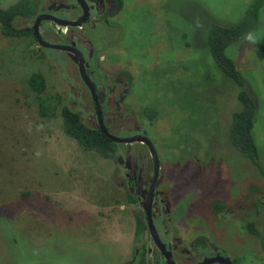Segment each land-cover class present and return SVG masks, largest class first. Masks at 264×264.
<instances>
[{
	"label": "rangeland",
	"instance_id": "obj_1",
	"mask_svg": "<svg viewBox=\"0 0 264 264\" xmlns=\"http://www.w3.org/2000/svg\"><path fill=\"white\" fill-rule=\"evenodd\" d=\"M16 1L0 0V7ZM248 1L122 0L114 25L98 23L95 33L83 26L94 48L87 65L96 70L103 91L113 71L129 74L133 85L129 93L118 88L123 101L117 111L112 101L105 104L122 124L109 131L121 137L141 131V108L157 109L146 135L158 154L157 192L172 218L168 239L178 250L200 236L232 257L259 250L237 228L254 213L256 200L262 202L257 215L264 231V7L254 30L226 51L257 96L252 133L261 171L226 141L230 115L239 107L236 88L218 72L203 43L208 22H236ZM38 2L48 8L71 0ZM51 15L69 17L60 10ZM32 22L15 20L25 32L20 37L0 34V264H129L135 217H143L144 205L128 178L141 173L148 188L149 151L121 143L111 156H102L67 136L61 108L80 107L89 115L92 100L78 64L41 47L30 32ZM50 22L40 27L45 41L68 34ZM33 72L45 77L44 93L56 96L47 116L27 82ZM215 202L221 209L216 216Z\"/></svg>",
	"mask_w": 264,
	"mask_h": 264
},
{
	"label": "flooded vegetation",
	"instance_id": "obj_2",
	"mask_svg": "<svg viewBox=\"0 0 264 264\" xmlns=\"http://www.w3.org/2000/svg\"><path fill=\"white\" fill-rule=\"evenodd\" d=\"M118 1L119 0H85L87 7H88V16H87V19L85 21H83L79 26H61V25L56 24L53 20H49V21H51L50 22L51 24H54V26L57 25V26H61L64 29H66L68 31V34H64L63 35L64 38L55 37L56 40H51L48 38V40H50V41H47L50 43L73 45L79 52H81L83 59H84L86 71L89 74V77L91 78V80L94 84L95 90H96L103 125H104L105 129L110 134H112V133L109 131V129H119L122 126V124L119 123V120L117 117H114V115H112L113 113H109L106 111V105L105 104L109 105L110 101H112L113 108L115 111H117L119 109V105L117 104V102L123 101V100H121L120 97L118 98L119 95L116 94L118 88L124 87V89H126L129 93V91L132 92L133 85L131 88V78H130L129 74L127 75V74L123 73L120 75L121 70L120 71H113V74L109 75L108 77L106 76L105 80L108 83L104 84L106 91L105 92L103 91V88L98 83V80H97V82L95 81V76L97 74V72L95 73L96 70L94 71L93 67L91 65H90V67H89V64L87 65V60L92 55L94 48L92 46L91 38L85 34L83 35V33L85 32V28L83 26H86V27L93 29L92 31H94V33H95V30L98 29L96 27L98 25V23L103 24L102 22H105L106 23L105 26L106 25H109V26L114 25L115 22L113 23V18L115 17V14L117 12H119L120 8L122 7V3H123L122 0H120V2H118ZM38 5H39V2H38ZM57 10L65 12L66 14L69 15L68 18H60V19H66L69 21H74V20L78 19L83 13L82 5L79 2H77L76 0H71L70 3H51L50 5H48V8H44V6H42L41 8H39V11L37 14L30 17L33 21L32 26H33L36 18L40 14L45 13V14L51 15L52 12L57 11ZM100 11H101V15L100 16L98 15L99 17L95 18L96 14H98ZM92 13H94V14L96 13V14L93 15ZM47 21L48 20H41L40 21L39 32H40V27H41L42 23L47 22ZM75 29L81 30V35H79V37H78L79 31H77L75 33ZM30 32L32 33V27L30 29ZM40 35H41V32H40ZM41 37L43 39L47 38V37H43V35ZM99 38L101 39L102 35H100ZM111 41L110 42L112 44L115 43L114 40H111ZM85 46H86V48H85ZM55 50L58 51L59 53H63L73 63L78 64V62L75 61V55L72 54L71 52L58 50V49H55ZM95 66L98 68L99 61L95 62ZM78 72H79V69H78ZM126 85H128V86L125 87ZM88 91H89V89H88ZM89 94H90V97L92 100V109H93V111L90 112L89 115H86L84 111L79 109L80 107H74L73 106V108H69V109L74 111V112H77L80 115L82 122L86 126L94 128V129H96V128L100 129L99 124H98V120L96 117V113H95V102L93 101V97H92L90 91H89ZM121 96H122V94H121ZM106 97H108L107 100H106ZM112 98H114V100H112ZM145 107H151V106H145ZM145 107H142L141 111ZM120 110H121V108H120ZM124 111H125V108H124ZM141 111H140V117L144 123V128L141 131H135L130 136L144 135L146 138L149 139V137L146 135L148 133L147 128L152 126V123L150 124L149 122H147L142 117ZM126 115H127V113H126ZM85 116L88 118L87 120L85 119ZM122 128H128V127H122ZM131 131H134V130H131ZM130 136H126V137H130ZM119 137H121V136H119ZM149 140L153 144L152 139H149ZM115 143H116V145H115L114 150L112 152L108 153L110 156L112 153H114L117 146L119 144H121L118 142H115ZM135 143L143 145L146 150L148 149L147 145L143 142H131V143H123V144L127 145V147H128L130 145L132 146ZM154 148L156 151V147H154ZM148 151H149V149H148ZM149 154H150V152H149ZM156 154H157V151H156ZM151 160H152V158H151ZM125 167L127 168L128 165H126ZM158 175H159V173L157 174V179H156V182H155V185L153 188V195H152V200H151V219H152V224L154 226L157 237H158L159 241L163 244L165 252L163 253L161 251V249L158 247L157 243L154 241L153 237L151 236V233H150V230L148 227L147 216H146V213L144 210L143 217L138 216L143 221L144 228L138 233L136 231V217H135V227H134V231H133V244H132V250H131L132 255H131V261L128 262L129 264H131V262H133V264H171V263L172 264H227L225 261L216 260L217 258L228 259L231 264H243V263L244 264H259V263L264 264V248H262L259 238L256 237L255 233H251L243 227L245 224H247V222H251L253 224L252 228L258 233V235H261V236L264 235V231L262 228L263 219H261L257 215L259 213V209H260L259 206H260V204L262 205L261 201L254 200V204H255L254 213L249 214V216L246 219L239 220V223H238L239 226L237 228L239 230L237 233L238 235H242V234L249 235V237H251L255 241V244L257 245V247L259 249L256 253L251 252V251H243L242 253L238 254L237 256L232 257L227 252H225L224 250H222L216 246L211 245L209 243L208 239L206 237H202V236L194 238L192 240V242H190L188 244V247L184 246L183 248L178 250L177 244L172 243V241L168 239L170 236V231L168 228V221L172 218H169L167 216V214H168L167 213V205L165 203L166 201L164 200L165 198H162L163 193H161V195H158V192H157L158 190L156 187H157V184L159 182ZM152 176H153V164H152V175L149 179L148 188H145V182L142 179L143 175L141 173H139L137 178H135L132 174L129 175V178H128L129 181L131 182V191H134L135 194H139V196H137V197L140 200H143L142 201L143 205H145V202H146L147 193H148L149 188H150ZM212 209H213V205H212ZM220 210L221 209H218L217 211L213 210L214 215L215 216L219 215ZM145 236H147L148 240L151 241L152 247H151V245L150 246L147 245V242L145 240ZM204 254H206V256ZM147 255H148V257H147ZM246 255L249 256V259L246 262L244 259L242 261V258ZM149 257H151V258L149 259Z\"/></svg>",
	"mask_w": 264,
	"mask_h": 264
},
{
	"label": "trees",
	"instance_id": "obj_3",
	"mask_svg": "<svg viewBox=\"0 0 264 264\" xmlns=\"http://www.w3.org/2000/svg\"><path fill=\"white\" fill-rule=\"evenodd\" d=\"M120 2V0L118 1ZM264 0H249L240 18L231 24H222L216 21L208 22L203 30V43L219 73L236 88V99L239 107L234 110L229 118L225 138L230 147L235 148L243 157L247 158L255 167L260 168L258 147L252 130L255 123V115L258 107L256 94L252 91L246 74L236 65L235 61L226 53L227 48L242 37L249 34L258 25ZM39 5L37 0H17L6 8L0 7V34L3 37H20L25 35L15 26L16 19L30 18L37 14ZM27 34V33H26ZM29 88L36 94L40 114L47 116L49 110L54 107L55 95L44 93L46 79L40 72H33L27 79ZM142 117L150 124L157 116V109L145 107L141 111ZM64 132L72 138L79 148L87 151H96L102 156H110L116 143L110 140L99 128L86 126L77 112L63 106L60 110ZM220 203L213 204V210L217 211ZM247 231L255 233L264 248V235L252 228L253 224L247 222L243 226ZM144 223L136 216V231L140 232Z\"/></svg>",
	"mask_w": 264,
	"mask_h": 264
},
{
	"label": "water",
	"instance_id": "obj_4",
	"mask_svg": "<svg viewBox=\"0 0 264 264\" xmlns=\"http://www.w3.org/2000/svg\"><path fill=\"white\" fill-rule=\"evenodd\" d=\"M76 1L79 2L83 7V13L78 19H76L74 21H69L66 19H60L54 15L42 13L36 18V20L32 26V34H33L34 38L37 40L38 44L43 48L63 50V51L71 52L72 54L75 55V61L78 62V69H79V74L81 76V79L83 80V82L85 83L87 88L89 89V91L93 97V101L95 102V113H96V117L98 120L100 130L110 140H112L114 142H118V143L143 142L147 145L149 152H150V155H151V158H152L153 176L151 179L149 191L147 193V198H146V202L144 205V210H145V213L147 216L148 227H149L151 236L153 237L154 241L157 243V245L161 249V251L164 253L165 252L164 246L159 241V239L157 237V234L155 232L154 226L152 224V219H151V200H152V195H153V188H154V185H155V182L157 179V174H158V169H159V160H158V157H157V154H156V151H155V148H154L152 142L148 138H146L144 135H133L130 137H119V136H115V135L110 134L105 129V127L103 125L96 90H95V87H94V84H93L91 78L89 77V74L86 71L84 59H83L81 52H79L73 45H65V44H57V43L47 42L40 35L39 23L41 20H53L56 24L61 25V26H79L83 21H85L87 19V16H88L87 4H86L85 0H76ZM216 260L225 261L227 264H231L228 259L217 258Z\"/></svg>",
	"mask_w": 264,
	"mask_h": 264
}]
</instances>
